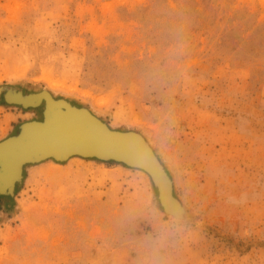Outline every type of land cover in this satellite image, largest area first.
Here are the masks:
<instances>
[{
    "label": "rangeland",
    "instance_id": "374dc122",
    "mask_svg": "<svg viewBox=\"0 0 264 264\" xmlns=\"http://www.w3.org/2000/svg\"><path fill=\"white\" fill-rule=\"evenodd\" d=\"M0 84L142 133L190 214L142 171L48 161L1 202L0 264H264V0H0ZM38 117L0 105V141Z\"/></svg>",
    "mask_w": 264,
    "mask_h": 264
},
{
    "label": "water",
    "instance_id": "95a60500",
    "mask_svg": "<svg viewBox=\"0 0 264 264\" xmlns=\"http://www.w3.org/2000/svg\"><path fill=\"white\" fill-rule=\"evenodd\" d=\"M0 105L39 115L18 124L0 141V205L20 190L28 167L81 158L144 172L162 213L182 221L189 218L169 169L142 133L113 128L85 104L55 96L46 88L33 91L20 84H0Z\"/></svg>",
    "mask_w": 264,
    "mask_h": 264
},
{
    "label": "bare ground",
    "instance_id": "6f19581e",
    "mask_svg": "<svg viewBox=\"0 0 264 264\" xmlns=\"http://www.w3.org/2000/svg\"><path fill=\"white\" fill-rule=\"evenodd\" d=\"M17 160H16V157H15V159L12 161V162H16ZM15 166H17V164L15 165ZM24 179H25V176H24ZM24 179H23V182H24ZM23 182L21 183V184H23ZM18 189H16V190H14V192H13V194H12V197H11V195L8 197V199H7V205L10 207V208H14V205L16 204V201H15V196L17 195V193H18ZM8 207V208H9ZM170 217V216H169ZM176 218V217H175ZM177 221L179 220V219H176Z\"/></svg>",
    "mask_w": 264,
    "mask_h": 264
}]
</instances>
